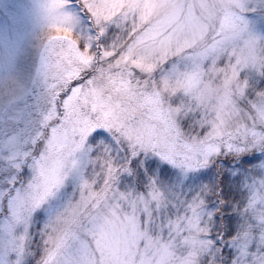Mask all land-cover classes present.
<instances>
[{
	"label": "snow or ice",
	"instance_id": "6c2138e0",
	"mask_svg": "<svg viewBox=\"0 0 264 264\" xmlns=\"http://www.w3.org/2000/svg\"><path fill=\"white\" fill-rule=\"evenodd\" d=\"M0 26V264H264V0H39Z\"/></svg>",
	"mask_w": 264,
	"mask_h": 264
},
{
	"label": "rangeland",
	"instance_id": "374dc122",
	"mask_svg": "<svg viewBox=\"0 0 264 264\" xmlns=\"http://www.w3.org/2000/svg\"><path fill=\"white\" fill-rule=\"evenodd\" d=\"M39 0H0V26L5 33L8 30L9 13L8 5H15L14 15L17 23L13 26L15 30L29 35L39 31V18L35 5Z\"/></svg>",
	"mask_w": 264,
	"mask_h": 264
}]
</instances>
